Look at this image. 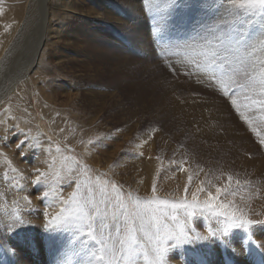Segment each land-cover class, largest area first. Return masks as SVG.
<instances>
[{"label":"rangeland","instance_id":"374dc122","mask_svg":"<svg viewBox=\"0 0 264 264\" xmlns=\"http://www.w3.org/2000/svg\"><path fill=\"white\" fill-rule=\"evenodd\" d=\"M24 7L20 40L0 37L12 46L0 104L31 93L25 109L0 110V154L13 162L0 177V264H264V7ZM87 199L95 208H81ZM100 231L109 251L92 238ZM167 233L187 239L160 245Z\"/></svg>","mask_w":264,"mask_h":264},{"label":"bare ground","instance_id":"6f19581e","mask_svg":"<svg viewBox=\"0 0 264 264\" xmlns=\"http://www.w3.org/2000/svg\"><path fill=\"white\" fill-rule=\"evenodd\" d=\"M25 1L26 0H18V1L17 0H0V37L1 36H5L8 39V43L12 42V44H14V43L18 42L20 40L21 34L29 26V22L27 21V18L25 17V19H24V16H25V7H24ZM33 4H34V2H32L29 5V7L27 8V17L30 14H31V16L33 15V13H31V11L34 8ZM23 19H24V24L20 26V23L23 21ZM7 47H8V45H1L0 44V58L4 57L2 63H4L5 58L9 55L8 53H10L12 51V46L9 47V48H7ZM5 49H7V50H5ZM39 50H40V47H39ZM38 52H37V54H38ZM35 59H36V57H35ZM1 69H2V67H1ZM32 69H34V63H33V65H31V67H29L28 70L30 71ZM27 80L29 82H32V80L30 78H27ZM29 84L30 83H28V85ZM35 91H37V94L35 95L37 97L38 96V90H35ZM34 92H32L33 95L35 94ZM19 93H20V96L16 95V96L11 97L9 102H6V101L2 102L0 104V110H13L14 108L25 109L20 104L21 98L25 97V96H28V95H31V93H30V91L27 88H24V87L21 88ZM20 118L23 121H26V119H27L23 115H20ZM47 118L49 120H51L50 117L47 116ZM3 164L13 166V162L9 158H6L4 155L0 154V177H3L2 175L8 173V171L6 170L7 168L2 166ZM14 166L16 167V164H14ZM13 170L17 171L15 168ZM161 218L163 219L164 222H168L169 221V218H168V216L165 213H164V215L161 216ZM220 232L222 233V230H220ZM214 233H217V231H215ZM217 234H215V235H217ZM152 247H153V245H152ZM152 247L150 246V248H152ZM148 249H149V247H148ZM255 259L257 260L256 257H255ZM194 264H201V260L196 262V263H194Z\"/></svg>","mask_w":264,"mask_h":264},{"label":"snow or ice","instance_id":"6c2138e0","mask_svg":"<svg viewBox=\"0 0 264 264\" xmlns=\"http://www.w3.org/2000/svg\"><path fill=\"white\" fill-rule=\"evenodd\" d=\"M236 3H237V6L239 7H249V8H252V7H255V6H262L264 7V0H236ZM257 83V82H254V84ZM258 87L260 88V90L262 92H264V76H262L258 82ZM232 103L235 105L237 102L236 100H233ZM255 103V101H254ZM243 115V113H241ZM24 145V144H23ZM39 171V169L37 170ZM41 180L38 178L36 183H40ZM91 203L92 206L95 208V203L94 201H92L91 199H87L84 201V204L81 206V208L83 207H86L88 206V204ZM148 204H157V205H163V206H167L168 205V201H148L147 202ZM187 206V202H185L184 204H171L170 207L173 208V209H176V208H180V207H186ZM206 207L207 208H210V209H215V208H212V207H209L207 204H206ZM218 207H221V205H219ZM223 208V207H221ZM146 211L150 210L153 215L156 214L157 211H159V209H145ZM220 215H227L226 213H218ZM102 216L105 217V219L107 218L105 215L101 214ZM137 215H139V213H137ZM82 222H85L87 221L89 223V226H90V217L83 211H81V214L80 216L78 217ZM113 218H115V213H113ZM235 214L233 213L232 214V219H235ZM61 219L60 216H57L56 217V220L59 221ZM248 224H252V221H247ZM101 229H105L106 228V225L103 223V221L101 222ZM134 231V230H130V234L129 236L126 238L125 241L121 242V248H124L125 245H127V251H128V255L131 256L132 253L134 252V244H135V236L134 235H131V232ZM89 235H92V233L90 232ZM92 238L93 239H96L99 241V243L102 245V251H109L107 248L103 247L105 245V240H104V232L103 231H100V233L98 235H92ZM187 239L186 236L182 237L180 235H173L172 233H167L166 235H164L160 241H159V244L160 245H163L166 241H169V240H175L177 241L178 243L179 242H183ZM158 251H160V249L158 248L157 249ZM109 264H116L115 261H109Z\"/></svg>","mask_w":264,"mask_h":264}]
</instances>
